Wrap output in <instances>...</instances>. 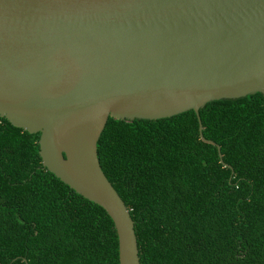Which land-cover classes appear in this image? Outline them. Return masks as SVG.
<instances>
[{"label": "water", "instance_id": "1", "mask_svg": "<svg viewBox=\"0 0 264 264\" xmlns=\"http://www.w3.org/2000/svg\"><path fill=\"white\" fill-rule=\"evenodd\" d=\"M255 93L264 0H0V117L40 134L43 168L105 210L119 264L140 257L98 159L109 118H199L211 101Z\"/></svg>", "mask_w": 264, "mask_h": 264}, {"label": "trees", "instance_id": "2", "mask_svg": "<svg viewBox=\"0 0 264 264\" xmlns=\"http://www.w3.org/2000/svg\"><path fill=\"white\" fill-rule=\"evenodd\" d=\"M39 138L0 117V264H119L112 219L43 168ZM97 152L140 264H264L261 93L211 101L199 118H109Z\"/></svg>", "mask_w": 264, "mask_h": 264}]
</instances>
